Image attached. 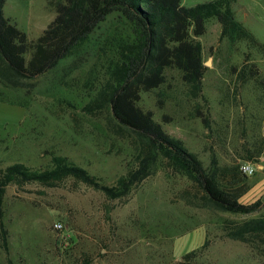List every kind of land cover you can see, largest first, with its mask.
Wrapping results in <instances>:
<instances>
[{"label":"rangeland","instance_id":"obj_1","mask_svg":"<svg viewBox=\"0 0 264 264\" xmlns=\"http://www.w3.org/2000/svg\"><path fill=\"white\" fill-rule=\"evenodd\" d=\"M205 1L210 0L183 3ZM233 7L264 44V0H235ZM4 13L29 41L37 40L56 16L47 0H8ZM206 28L198 37L206 66L200 95L191 93L179 69L167 68L166 82L143 91L140 106L152 111L219 179L230 177L226 169L241 172V164H253L255 173L241 172L240 184L248 189L241 201L252 203L264 195V51L244 40L221 38L216 18ZM132 33L122 15L113 12L72 55L43 75L25 79L16 90L0 79V98L6 99L0 102V124H5L0 128V170L15 162L48 166L52 155L60 154L106 185L127 172L134 153L131 138L110 131L107 109L91 114L83 106L92 92L88 80L97 87L106 80L110 58L122 41L132 40ZM245 63L258 72L248 81L239 79ZM10 103H24L27 111L20 123H12ZM187 189L199 191L188 177L165 169L121 199L73 179L55 187L10 185L2 217L8 250L0 225V264H178L182 255L206 241V264H264V246L257 250L223 231L225 219L251 215L189 205L182 197ZM59 220L65 224L63 232L54 228Z\"/></svg>","mask_w":264,"mask_h":264},{"label":"trees","instance_id":"obj_2","mask_svg":"<svg viewBox=\"0 0 264 264\" xmlns=\"http://www.w3.org/2000/svg\"><path fill=\"white\" fill-rule=\"evenodd\" d=\"M7 1L0 0V79L15 90L25 85V79L43 75L72 55L78 44L113 12H119L131 25L132 40L119 44L116 56L109 60L106 80L98 87L93 79L86 83L92 92L83 109L91 114L107 109L110 131L131 138L134 153L127 172L114 185L104 184L86 168L60 154H53L48 166L15 162L0 170V225L6 250L7 230L2 217L10 185L37 182L55 187L73 179L101 190L110 199H121L160 169L186 176L199 187L197 193L183 191L182 197L189 205L251 215L240 221L225 219L224 234L257 250L264 246V195L252 203L241 201L248 189L240 185L243 177L239 168L226 169L224 173L230 177L219 179L216 172L204 168L181 139L170 135L155 120L152 111L140 106L143 91H153L166 82L167 68L179 69L191 93L200 95L206 66L198 37L206 33V22L211 18L221 24V38L233 43L244 40L264 51V44L237 18L235 0H210L193 6L184 5L183 0H47L56 16L35 41H29L26 33L5 15ZM257 73L255 67L245 63L239 79L248 81ZM208 247L206 241L182 255L177 263L206 264L203 257Z\"/></svg>","mask_w":264,"mask_h":264},{"label":"crops","instance_id":"obj_3","mask_svg":"<svg viewBox=\"0 0 264 264\" xmlns=\"http://www.w3.org/2000/svg\"><path fill=\"white\" fill-rule=\"evenodd\" d=\"M2 103H5V101H1ZM12 104V103H10ZM7 111H9V114L13 117H15L14 122L12 123H20L22 121V119L24 118L25 114H26V107L21 105V104H12V108H7ZM10 123V122H7ZM5 125V124H4ZM3 124H0V128H2L4 126Z\"/></svg>","mask_w":264,"mask_h":264},{"label":"built area","instance_id":"obj_4","mask_svg":"<svg viewBox=\"0 0 264 264\" xmlns=\"http://www.w3.org/2000/svg\"><path fill=\"white\" fill-rule=\"evenodd\" d=\"M240 170L246 176H251L255 173V167L253 166V164L248 162H244L243 164H241ZM54 228L57 231L63 232L65 231V224L60 220L56 221L54 223Z\"/></svg>","mask_w":264,"mask_h":264}]
</instances>
